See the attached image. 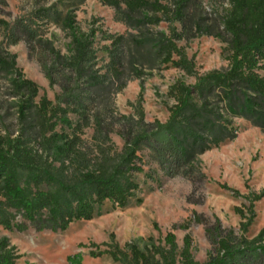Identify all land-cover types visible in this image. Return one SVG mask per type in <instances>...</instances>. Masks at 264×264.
<instances>
[{"label":"trees","instance_id":"obj_1","mask_svg":"<svg viewBox=\"0 0 264 264\" xmlns=\"http://www.w3.org/2000/svg\"><path fill=\"white\" fill-rule=\"evenodd\" d=\"M98 1L114 9L126 33H109L97 19L83 29L72 4L62 0L10 21L0 16V75L16 97L20 123L16 136L0 135V264L20 257L1 230L62 231L99 214L105 202L119 208L139 203L140 174L150 181L157 172L200 181L196 157L236 136L234 118L264 130V0H226L210 9L203 0ZM6 7L0 0L1 13ZM41 24L59 28L68 39L65 53ZM201 35L226 44V69L196 73L179 43ZM19 41L49 87H57L53 100L42 94L35 101L39 86L6 48ZM162 64L195 77L193 84L176 79L169 86L167 119L147 121L140 96L132 113H120L114 94ZM251 220L240 221L236 232L215 217L204 227L210 248L202 262L191 253V236L185 233L178 249L173 230L157 241L149 236L122 246L112 240L102 243L104 249L94 245L89 254H107L119 264H264V226L249 238ZM67 262L81 264V255Z\"/></svg>","mask_w":264,"mask_h":264},{"label":"rangeland","instance_id":"obj_2","mask_svg":"<svg viewBox=\"0 0 264 264\" xmlns=\"http://www.w3.org/2000/svg\"><path fill=\"white\" fill-rule=\"evenodd\" d=\"M6 1L7 7L3 13L0 12V16L10 21L16 16L29 14L36 5H49L56 0ZM62 1L72 4L76 20L85 30L94 19H97L95 25L100 24L112 34H124L128 30L121 21L115 19L114 9L98 0ZM220 4L225 5L226 0H203L207 9ZM165 26L162 23L158 28L164 29ZM41 28L47 36L51 33L54 35L52 39L55 46L65 53L68 39L59 28L52 24H41ZM1 41L3 36L0 33ZM179 45L184 46L198 74L214 69L224 70L228 66L226 44L217 37L201 35L187 44L180 42ZM6 48L15 55L17 68L39 86L35 101L42 94L53 100L58 89L49 87L26 44L19 41ZM97 55L101 57L103 52ZM259 74L264 76V71H259ZM176 79L186 84L195 81L194 76H187L176 68L162 64L145 72L141 78L127 81L114 94V104L120 113L129 114L133 112L131 104L140 96L145 119L164 122L169 114L168 107L173 103L167 91ZM233 124L236 127L233 139L196 157V165L204 174L200 181L181 176L166 177L161 172H157L154 180L150 181L140 174L137 177L141 184L139 203L133 200L126 207L119 208L105 202L99 214L89 220L72 222L62 231H37L31 226L21 232L1 230L20 254L15 264H69L67 257L76 253L81 255V264H119L107 254L92 257L89 251L96 249L94 245L104 249L106 246L102 243L112 240L120 246L149 236L157 241L168 230H173L178 249L182 247L183 236L188 233L191 236V253L195 260L202 262L210 248L204 227L212 224L215 217L224 228H233L236 232L240 221L252 217L245 235L249 238L256 235L264 226V130L242 118H234ZM19 127L16 97L10 96L9 84L1 74L0 135L14 137ZM113 139L117 145L121 144L117 136H113ZM148 167L150 163L146 169ZM235 208H239L243 216ZM180 225H186L187 228L182 229Z\"/></svg>","mask_w":264,"mask_h":264}]
</instances>
